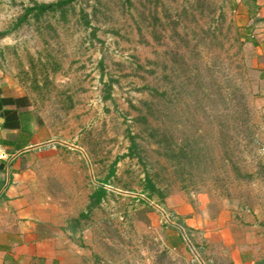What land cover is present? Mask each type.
<instances>
[{"label": "rangeland", "instance_id": "374dc122", "mask_svg": "<svg viewBox=\"0 0 264 264\" xmlns=\"http://www.w3.org/2000/svg\"><path fill=\"white\" fill-rule=\"evenodd\" d=\"M34 1L56 0H0V31ZM242 3L80 0L67 20L0 39V67L39 119L38 197L80 264H234L213 235L222 210L239 249L264 261V57L259 32L239 27ZM102 180L108 196L89 211Z\"/></svg>", "mask_w": 264, "mask_h": 264}, {"label": "crops", "instance_id": "0c3cea01", "mask_svg": "<svg viewBox=\"0 0 264 264\" xmlns=\"http://www.w3.org/2000/svg\"><path fill=\"white\" fill-rule=\"evenodd\" d=\"M242 4L250 10L246 9L248 15L239 27L244 32H259L255 34V44L263 58L264 0H243ZM17 90L0 67V91L4 96H22ZM19 112L22 124L16 129L4 128V118L0 116V162H5L0 170V264H80L74 259L65 233L55 229L54 222L46 217L44 204L36 191L37 178L28 158L40 142L39 119L33 113L32 105L19 109ZM229 213L222 210L214 216L213 220L220 218V230L213 233L214 237H218L225 246L233 247L231 255L234 264L263 261L257 255L259 252L252 254L256 251L239 249L240 239L229 222ZM189 217L185 218L188 224Z\"/></svg>", "mask_w": 264, "mask_h": 264}, {"label": "trees", "instance_id": "16d2710c", "mask_svg": "<svg viewBox=\"0 0 264 264\" xmlns=\"http://www.w3.org/2000/svg\"><path fill=\"white\" fill-rule=\"evenodd\" d=\"M80 0H56L53 2H39L34 1L32 5L26 6L24 9V13L17 19L16 24L13 26V28L9 30L0 31V39L4 38L6 35L12 33L14 30H16L19 26L22 24L28 22L30 19H34L36 21H40L44 16L50 15V14H58L63 20H67L68 14L72 11H75L76 4ZM128 2H132V0H127ZM160 1V0H157ZM162 1V0H161ZM157 9V8H156ZM155 9V12L153 14V20L152 22V32H157L156 23L161 22L162 19L157 14V10ZM86 25L90 24V21L86 20ZM264 76V74L262 73ZM147 104V102H146ZM31 105V100L28 96H20V97H14V96H4L2 91H0V116L4 118V122L2 126L6 129H16L20 128L22 124L21 115L19 112V109L26 108ZM15 107V108H12ZM155 129V128H153ZM155 132L158 134L159 129H156ZM164 137H167V134H163ZM132 145L130 146L131 153L133 154L138 149V143L136 141L135 136L131 134L130 136ZM166 139V138H164ZM168 140V139H166ZM163 140H159V143L163 144ZM163 146V145H162ZM25 147L24 146H18L17 149H21ZM164 148L166 150V153L170 152V154H166L168 157H172L176 155V151L174 147L168 142L166 145H164ZM5 162H0V170L4 168ZM147 185L144 187V193L146 194V197L149 200H153L154 195L157 193H160L159 188L154 184L152 178L148 175L146 178ZM107 180H102L101 184L97 186L96 190L91 194L90 196V203L88 205V210L92 211L94 208L99 206L108 196L109 190L106 188ZM78 219H73L70 221V228L73 233L77 232L78 226H77ZM179 224L185 229L186 234L188 237L192 240L191 231L194 229L191 227L187 222L186 219L181 217L179 220ZM181 239L183 240V236H181ZM194 246L198 248L197 244L194 243ZM256 264H264V261H259Z\"/></svg>", "mask_w": 264, "mask_h": 264}]
</instances>
